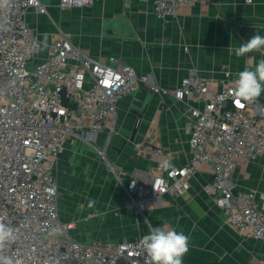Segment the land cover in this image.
<instances>
[{
    "label": "built area",
    "instance_id": "1",
    "mask_svg": "<svg viewBox=\"0 0 264 264\" xmlns=\"http://www.w3.org/2000/svg\"><path fill=\"white\" fill-rule=\"evenodd\" d=\"M93 1L60 0L59 6ZM151 1L159 18L194 2ZM32 8L42 10L41 1L12 0L9 24L0 29V223L15 236L0 248V258L12 264H150L141 243L149 232L118 242L76 238L72 222L60 217L55 174L69 140L85 139V132L90 140L114 129L119 104L142 85L171 93L182 103L190 120L191 158L175 165L161 146L140 143L158 158V172L123 182L128 206L146 216L164 194L186 193L207 163L213 177L204 190L226 221L244 236L264 241V191L238 189L233 180L240 160L264 155V103L257 98L238 106L235 82L213 89L195 69L173 87H158L114 55L108 63L90 56L65 34L48 44L46 59L37 61L42 41L27 22Z\"/></svg>",
    "mask_w": 264,
    "mask_h": 264
},
{
    "label": "crops",
    "instance_id": "2",
    "mask_svg": "<svg viewBox=\"0 0 264 264\" xmlns=\"http://www.w3.org/2000/svg\"><path fill=\"white\" fill-rule=\"evenodd\" d=\"M40 1L43 9L32 8L27 14L28 25L42 41L37 61L46 59L48 44L65 34L90 56L108 63L114 55L139 74L148 75L158 87H173L195 69L210 80L211 88L219 89L264 58L258 52L237 58L230 50L255 33L264 35V0H194L166 18L155 14L151 0H94L90 5L68 8H61L60 0ZM226 70L230 71L228 77ZM135 94L134 101L142 104L141 108L148 103L134 141L113 144L109 128L87 140L90 144L104 141L107 155L124 182L158 172V158L140 143L161 146L175 165L191 158L190 120L182 103L173 94L155 92L147 85ZM133 95L121 101L118 114L130 106ZM258 99L264 103V92ZM212 177V166L201 164L186 193L164 194L146 216L128 206L124 190L114 197L109 187L99 194L87 189L79 204L71 203L66 209L58 201L59 213L63 221L72 222V234L84 242L133 240L152 226L188 236L182 264H264V241L237 232L204 190ZM56 179L61 192L57 174ZM233 180L238 189L264 191V155L252 161L240 160ZM90 201H94L91 207ZM78 222L89 223L79 228ZM80 229L86 230L82 233Z\"/></svg>",
    "mask_w": 264,
    "mask_h": 264
},
{
    "label": "rangeland",
    "instance_id": "3",
    "mask_svg": "<svg viewBox=\"0 0 264 264\" xmlns=\"http://www.w3.org/2000/svg\"><path fill=\"white\" fill-rule=\"evenodd\" d=\"M135 96L136 94L134 93L132 99H130L128 103L130 106L124 108V111L117 115L112 126L114 129L109 128L110 132L113 134V144H121L124 140L129 139L131 135L142 105L134 101ZM82 134L84 136L86 135L85 140L81 137H72L66 147L64 158L60 163L58 161L57 164L58 168L56 174L61 186L58 201L59 205L61 204L64 209L71 203L79 204L80 201L83 200L86 190L89 188L91 190H97V194L106 192L107 189L110 188L111 190L109 191L114 197H117L121 189L122 191L124 190V181L117 176V174H119L118 172L117 174L114 172L111 159L109 155H107V145L104 144V141L100 144L98 141L94 144H90L87 141V138H89L88 133L85 132ZM115 138L116 140L114 141ZM100 150L104 153L102 154ZM97 197L99 196L97 195ZM145 219V224H149L146 223L149 222L148 218L146 217ZM88 223L89 222H78L79 228H85ZM151 228L153 227L151 226ZM84 230L86 229H80L82 233Z\"/></svg>",
    "mask_w": 264,
    "mask_h": 264
},
{
    "label": "clouds",
    "instance_id": "4",
    "mask_svg": "<svg viewBox=\"0 0 264 264\" xmlns=\"http://www.w3.org/2000/svg\"><path fill=\"white\" fill-rule=\"evenodd\" d=\"M11 6L12 0H0V29H4L9 24L7 10ZM230 50L237 58L253 52H258L264 57V35L255 33L250 39ZM237 75L234 96L238 106L255 101L264 92V58L255 63L252 69L245 68ZM93 204L94 201H90L89 207ZM14 240L13 230L0 223V248ZM141 243L147 252L150 264H182L183 257L188 252L189 238L183 232L174 229L151 228L149 233L142 237ZM0 260H3V264H12L11 260L3 258Z\"/></svg>",
    "mask_w": 264,
    "mask_h": 264
},
{
    "label": "water",
    "instance_id": "5",
    "mask_svg": "<svg viewBox=\"0 0 264 264\" xmlns=\"http://www.w3.org/2000/svg\"><path fill=\"white\" fill-rule=\"evenodd\" d=\"M147 103H148V102H146V103L143 105V107L141 108V110H140V112H139V114H138V117H137V119H136V121H135V123H134L133 129H132V132H131V135H130L129 139H126V140L124 141L123 145H125L126 142H128V140H130V141H134V140H135V138H136V134H137V131H138L139 124H140V122H141V119H142L143 114H144V112H145V109H146V107H147ZM94 135H95V134H94Z\"/></svg>",
    "mask_w": 264,
    "mask_h": 264
},
{
    "label": "snow or ice",
    "instance_id": "6",
    "mask_svg": "<svg viewBox=\"0 0 264 264\" xmlns=\"http://www.w3.org/2000/svg\"><path fill=\"white\" fill-rule=\"evenodd\" d=\"M242 107V106H241Z\"/></svg>",
    "mask_w": 264,
    "mask_h": 264
}]
</instances>
